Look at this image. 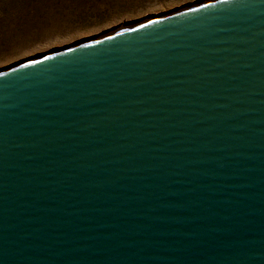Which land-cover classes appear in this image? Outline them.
Segmentation results:
<instances>
[{
    "label": "water",
    "instance_id": "water-1",
    "mask_svg": "<svg viewBox=\"0 0 264 264\" xmlns=\"http://www.w3.org/2000/svg\"><path fill=\"white\" fill-rule=\"evenodd\" d=\"M0 264H264V0L0 70Z\"/></svg>",
    "mask_w": 264,
    "mask_h": 264
},
{
    "label": "rangeland",
    "instance_id": "rangeland-1",
    "mask_svg": "<svg viewBox=\"0 0 264 264\" xmlns=\"http://www.w3.org/2000/svg\"><path fill=\"white\" fill-rule=\"evenodd\" d=\"M207 0H0V70Z\"/></svg>",
    "mask_w": 264,
    "mask_h": 264
},
{
    "label": "bare ground",
    "instance_id": "bare-ground-1",
    "mask_svg": "<svg viewBox=\"0 0 264 264\" xmlns=\"http://www.w3.org/2000/svg\"><path fill=\"white\" fill-rule=\"evenodd\" d=\"M208 1V0H207Z\"/></svg>",
    "mask_w": 264,
    "mask_h": 264
}]
</instances>
